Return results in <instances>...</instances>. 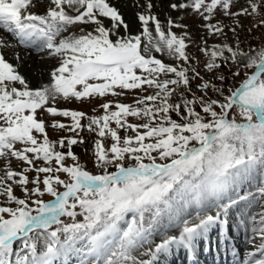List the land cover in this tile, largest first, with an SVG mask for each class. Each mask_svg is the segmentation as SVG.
I'll use <instances>...</instances> for the list:
<instances>
[{"label":"snow or ice","instance_id":"snow-or-ice-1","mask_svg":"<svg viewBox=\"0 0 264 264\" xmlns=\"http://www.w3.org/2000/svg\"><path fill=\"white\" fill-rule=\"evenodd\" d=\"M201 242L264 264V0H0V264Z\"/></svg>","mask_w":264,"mask_h":264},{"label":"bare ground","instance_id":"bare-ground-1","mask_svg":"<svg viewBox=\"0 0 264 264\" xmlns=\"http://www.w3.org/2000/svg\"><path fill=\"white\" fill-rule=\"evenodd\" d=\"M31 65V64H30ZM203 249V251H205L204 250V248H202ZM217 249V248H216ZM199 250H201V248L198 246V251ZM200 252V251H199ZM218 252H219V250H218ZM205 253V254H204ZM204 253H202V256L204 257V260H203V263H205V264H224V261H223V259H221V257H219V258H217V256H216V253H213V252H211V249H208V251H206V252H204ZM183 255V257L185 258L184 259V261H186L189 257H187V255L185 254V253H183V252H181L179 255H178V257H181ZM170 259V261H177V260H175V256H173V257H170L169 258ZM180 259V258H179ZM184 261H183V263H179V262H176V264H187L186 262L184 263ZM189 263L190 264H194V262H193V260L191 259V258H189ZM225 261H227V264H231V262H232V255L231 256H229L228 258H226V260ZM196 263H198V261H197V259H196V261H195V264Z\"/></svg>","mask_w":264,"mask_h":264},{"label":"rangeland","instance_id":"rangeland-1","mask_svg":"<svg viewBox=\"0 0 264 264\" xmlns=\"http://www.w3.org/2000/svg\"><path fill=\"white\" fill-rule=\"evenodd\" d=\"M189 22H190V21H189ZM29 64H31V62H29ZM76 150H77L78 152L80 151L79 149H76ZM215 235H216V234L213 235L214 238H215ZM176 258H177V256H176ZM182 259H183V258H181V260H182ZM169 260H170V259H169ZM173 264H174V263H173Z\"/></svg>","mask_w":264,"mask_h":264}]
</instances>
